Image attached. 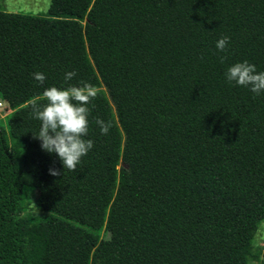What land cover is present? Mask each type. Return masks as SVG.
<instances>
[{"label":"trees","instance_id":"trees-1","mask_svg":"<svg viewBox=\"0 0 264 264\" xmlns=\"http://www.w3.org/2000/svg\"><path fill=\"white\" fill-rule=\"evenodd\" d=\"M223 36L226 53L216 48ZM245 60L264 71V0L0 9V97L11 111L8 133L0 119V264L259 261L264 94L225 76ZM81 81L99 89L86 137L94 147L72 172L33 138L41 122L31 113L46 88ZM97 118L111 122L109 134ZM27 189L45 197L47 216L21 215Z\"/></svg>","mask_w":264,"mask_h":264},{"label":"clouds","instance_id":"clouds-1","mask_svg":"<svg viewBox=\"0 0 264 264\" xmlns=\"http://www.w3.org/2000/svg\"><path fill=\"white\" fill-rule=\"evenodd\" d=\"M230 40L228 36L221 37L216 43L218 51L226 53ZM225 59L226 56L221 57V63ZM76 75L74 71L67 72L65 82L71 81ZM225 76L229 84L247 88L256 96L264 94V71L258 72L256 66L247 60L230 66ZM33 78L39 85L46 81L45 74L40 72L33 73ZM98 92L96 86L84 81L80 82V86L69 84L64 89L50 87L43 92L46 103L32 105V117L41 122L40 130L38 134H33V138L41 142L43 151L58 155L65 170L76 172L77 166L94 147V141L86 137L90 129V105ZM95 123L102 135L109 134L110 121L97 118ZM49 174L60 176L61 172L50 169Z\"/></svg>","mask_w":264,"mask_h":264},{"label":"rangeland","instance_id":"rangeland-1","mask_svg":"<svg viewBox=\"0 0 264 264\" xmlns=\"http://www.w3.org/2000/svg\"><path fill=\"white\" fill-rule=\"evenodd\" d=\"M50 0H0V9L11 13H20L28 15L46 14ZM8 105L0 97V119L8 133V124L6 117L10 114ZM28 199L21 215L23 217L42 218L49 214V206L45 197L35 190H26ZM255 248L261 251L259 261H249L248 264H262L264 261V221L259 225L254 238Z\"/></svg>","mask_w":264,"mask_h":264}]
</instances>
